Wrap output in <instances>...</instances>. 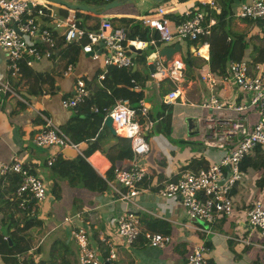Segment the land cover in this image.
Returning <instances> with one entry per match:
<instances>
[{
    "label": "crops",
    "instance_id": "0c3cea01",
    "mask_svg": "<svg viewBox=\"0 0 264 264\" xmlns=\"http://www.w3.org/2000/svg\"><path fill=\"white\" fill-rule=\"evenodd\" d=\"M33 1L38 4L45 3L43 0ZM239 1L250 0H238L237 2ZM135 2L133 1L131 9H128L129 5H122L112 9L104 16L110 18L138 16L139 12L154 8L153 5L148 9H145L146 6L137 7ZM235 2L236 0H233V3ZM195 3H198V0H186L185 2L167 0L159 5L164 7L167 15L180 16L184 9L196 8ZM60 7L64 8L48 3L47 10L54 16L53 18L58 20L73 15V11L68 10L65 17L61 16L58 9ZM91 15L93 16L87 18L82 24L85 28L92 26L91 29H95L98 20L103 16ZM169 20L171 27L174 21ZM38 21L41 25L52 28L51 18H39ZM111 23L113 27L121 26L117 19L112 20ZM229 28L232 32L244 34L247 42L246 60H250L256 55L257 49L264 46V33L261 32V28L257 24H251L231 16ZM61 31V28L52 29L55 45L58 42L57 39L62 37ZM181 40L183 41L174 37L170 42H159L157 45L159 49L178 44L179 51L175 56L182 60L183 57L189 55L196 64L190 68L184 65L183 99H176L172 104L163 102L165 93L171 89L170 83L167 80L150 81L148 62H146L147 55L144 59L145 69H139L138 72L140 76L146 74L148 78L136 83L140 89L138 92L133 89L130 80L124 88L118 90L104 88L101 79L97 77L102 70L100 59L90 58L89 54L82 53L80 48H78L74 60L68 61V57L61 54L60 47H55L49 58L35 60L29 67L25 66L26 71H17L14 74L7 70L5 55L0 50V160L8 161L11 157L17 156L22 164L30 172L39 176L47 186V195L43 200L42 208L39 206L37 209L33 205V200H28L31 206L25 205L23 209L17 205L18 200L12 194L15 185L10 182L7 176H0V233L3 234L8 246L11 245V241L20 240L19 244L27 248L19 253L22 264H27V259H31L32 264H63L65 261H68L69 264H78L76 250H74L76 246L70 236L69 226L63 224L66 227L63 229L61 220L66 215L80 211L85 218L87 213L90 215L89 244L95 249L104 264H185L184 257L191 246L201 242H204L206 247L209 246L207 234L211 230L204 227L200 221L188 218L176 199H162L157 192L165 181L175 180L181 171L195 170L214 161L221 151L213 143L205 151L204 145L201 143L202 140H198L197 134L202 129L203 138L206 136L211 138L208 133V125L219 131L223 126L222 119L235 115L227 111H215L210 114L200 106L207 96V89L198 78V68L207 66L208 54L205 59L195 56L191 53L193 49L190 41ZM72 45L79 47L76 43H72ZM203 49L201 48L202 52H204ZM67 64H71L72 72L63 75ZM77 78L84 81L88 97L77 106L76 110L64 109L60 106V100L72 95L74 82ZM216 90V93L224 101L238 103L243 100L232 83L218 85ZM118 98L126 99L130 107H137L139 98H142L146 105L145 115H140L138 111L135 114V118L142 124L141 132L148 144V151L143 159L146 171L138 184V194L134 195L131 203L119 200L105 182L104 188L97 191L83 187L91 179L82 181L80 187L69 185L66 180H56L51 176L49 166L46 164L49 152L32 143L33 133L42 126L44 119L49 120L78 146V152L68 148L59 149L58 152L62 158L70 160L78 158L91 173L104 180H111L112 158L119 151V147L130 144L128 139H123L126 137L110 134L103 125V118L99 114H103V111ZM112 101L113 103H111ZM156 105L172 108L177 117V127L173 132V136L178 138L175 144L160 131L159 121L162 119L160 116H163L164 113L167 114L168 111L161 110V108L155 107ZM91 108L97 111L93 112ZM198 111L207 112L206 118L208 119L210 116L209 119H202ZM246 115L248 122H255L256 113L254 110H249ZM211 117L213 120L210 119ZM187 119L196 122V128L194 130L192 128L190 133ZM91 142H95L97 147L85 157L82 153ZM69 150L75 153V156H69ZM129 162L130 160L125 161L122 165L126 166ZM260 173L257 174L260 175ZM257 174L247 173V180L250 178L253 180H245L241 185L237 183L230 191L233 200L232 213L225 218L236 221V233L238 234L234 238L236 241L247 240L245 237L247 233L242 232L241 219L247 203L241 204L233 214L234 199L240 192L244 193L248 187L252 188L254 195L258 187L256 182L259 183L260 177H257ZM94 181H97L95 177ZM124 211L135 213L139 225L137 238L126 246L118 240L116 228L112 223V219ZM26 218L30 220V223L26 222ZM34 219L35 223L32 222ZM153 219L161 221L160 228L166 227L169 231V240L162 248L151 247L145 241V234L155 232L150 231L149 228L158 227L152 222ZM222 223L221 220L220 224ZM213 233L220 236L217 232ZM68 236L72 239L74 245L72 248L65 245ZM109 251L112 252L113 258L106 262L105 259ZM208 259L214 264L211 257ZM15 262H18L16 256Z\"/></svg>",
    "mask_w": 264,
    "mask_h": 264
},
{
    "label": "built area",
    "instance_id": "2783aa9c",
    "mask_svg": "<svg viewBox=\"0 0 264 264\" xmlns=\"http://www.w3.org/2000/svg\"><path fill=\"white\" fill-rule=\"evenodd\" d=\"M198 4L214 13L220 11L217 0H198ZM47 5L46 2L38 4L33 0H0V50L5 55L6 68L11 74L18 71L20 61L29 67L35 60L49 58L55 48L52 29L61 28L64 43H76L82 53L90 54L92 59H100L102 70L97 77L101 80L109 66L128 69L133 65L130 46L141 51L151 46L152 50L147 54L146 62L152 65L153 72L148 77L152 82L167 80L170 83L171 89L165 93L163 102L172 104L176 99H183L184 63L178 56H172L164 63L163 58L158 55L156 43H167L177 37L190 41L193 49L191 53L195 56L205 59L208 54L205 37L214 19L209 17L205 20L204 10L200 11L197 7L184 9L180 13L183 20L172 23L171 27V22L166 17L167 11L161 5L136 16L140 24L147 27L150 36L152 33H156L157 36L139 41L125 39L121 26L113 27L108 17H101L95 29H87L80 26L73 15L60 20L53 18L54 16L47 12ZM231 10V16L234 18L260 23L261 32L264 33V0L235 2L231 4ZM39 18H51L52 28L41 25ZM201 48H204V52ZM70 72L72 66L67 64L63 75ZM198 74V78L207 89V96L200 106L210 114L215 111H227L235 115L222 119L223 126L219 131L211 125L207 126L209 137L221 151L214 161L195 170L181 171L175 180L165 181L157 192L162 199H176L188 218L212 224L216 219L232 213L233 200L230 191L237 183L248 177L247 172L240 169V161L255 149L264 151V60H228L226 72L222 74H215L204 65L198 68ZM130 83L134 90L140 92L139 86L133 80H130ZM227 83H232L238 92L244 95L242 102L236 104L226 102L216 93L218 85L223 86ZM87 95L88 90L84 81L77 78L72 95L61 98L60 106L76 110ZM249 110L256 113V120L253 123L247 120L246 113ZM91 111L97 110L91 108ZM137 111L140 115L146 113V105L142 98L137 100V107H130L126 99L118 98L103 111L105 116H110L111 127L115 133L129 140L132 159L126 166L113 167L111 180L103 179L112 193L126 203H131L134 195L137 196L138 184L146 171L143 159L147 154L148 144L141 132L142 124L135 118ZM210 119L213 120L212 117ZM32 143L49 152L46 161L48 166L58 155L60 156L58 150L61 148L78 152L77 144L46 119L33 133ZM9 174L15 175L18 180L12 194L18 200L19 207L24 209L28 200L35 203L46 198L45 182L30 172L17 156L11 157L8 161L0 160V176L6 177ZM243 215L246 216L247 225L242 221V228H248L247 235L250 236L256 231L258 236L264 237V173L256 195L247 202ZM89 222L90 215L87 213L85 218L81 211L66 215L61 220L62 224L69 226L70 236L76 246L78 264H104L89 244ZM112 223L121 244L126 246L135 241L139 234L138 218L135 213L124 211L113 218ZM168 240V236L157 232L145 234V241L151 247L162 248ZM241 242L251 244L248 238ZM205 248L204 242L191 246L184 257L185 264H212L203 253ZM16 257L18 258L16 264H22L19 254ZM111 258L113 254L109 251L105 261Z\"/></svg>",
    "mask_w": 264,
    "mask_h": 264
},
{
    "label": "trees",
    "instance_id": "16d2710c",
    "mask_svg": "<svg viewBox=\"0 0 264 264\" xmlns=\"http://www.w3.org/2000/svg\"><path fill=\"white\" fill-rule=\"evenodd\" d=\"M109 1L111 0H106V1L91 0L83 3L102 4ZM165 1L167 0H163L162 2ZM176 1L185 2L186 0H176ZM232 3L233 0H217V4L219 5L220 8L219 13H214L211 10H208L207 7L199 5L198 3L194 4V6L199 9L203 8L205 20H207L209 17H212L214 19V23L210 26L209 33L205 37V40L208 43V56L206 63L211 72L218 74H222L226 72L228 60H243L246 58L247 42L245 40L244 34L232 32L229 28V21L231 19V13H232L231 10ZM58 9H59V14L65 17L68 12V9L62 7ZM145 13L146 10L142 11V13H139L138 15H142ZM73 16L75 20L79 23V25L83 26L82 23L85 22L87 18L93 15L89 13H82L80 11H73ZM167 17L172 21H174L175 23H178L179 21L183 20V17L181 15L180 16L167 15ZM108 19L111 22L112 20L115 19H117L120 22L121 28L124 31L125 39H136L139 41H146L150 37L152 38L157 37L156 33H152L150 36L147 27H143L136 16H131V17L122 16V17H113V18L108 17ZM245 21L251 24H257L261 28V24L258 23L257 21H251V20H245ZM87 28L91 29L92 26H87ZM57 41L58 42H56L55 47H60L61 54L63 56H67L68 61H73L74 57L78 52L79 47L72 44H64L62 37L57 39ZM158 44L159 43L157 42L156 46ZM146 54L147 53L143 52L141 54L133 55L132 61L133 64L136 66V69L134 71H131V67L128 69L115 68L112 66L107 67L106 72L104 74V78L101 80V84L104 86V88L110 90L112 89L118 90L120 88H124V86L128 84L129 80H133V82L136 84L139 83L140 81H143L144 79H147L148 77L146 74L140 76L138 72L139 69H143V68L145 69L146 65L144 59ZM189 57H190L189 55H186L185 57L182 58V61L185 67L187 68L196 65L193 58L191 57L189 58ZM250 60L263 61L264 46L262 48H258L256 55L251 57ZM26 70L27 69L24 63L20 61L18 63V71H26ZM111 103H113V101ZM166 116L167 114L160 116L162 118L159 121L160 124L161 122L164 121V118ZM117 137L121 139L123 138L120 136ZM123 139H127V138H123ZM129 146L124 145L119 147V151L112 158L113 161L112 167L120 168L123 166L122 163L131 160L133 156ZM96 147L97 145L95 144V142L89 143L84 153H82L83 156L85 157L88 156L93 150L96 149ZM239 167L240 169L246 171L247 173L261 172L259 175L260 177L258 176L259 183L256 182V185L260 186L262 181V174L264 173V151L260 149H255L240 161ZM49 169L51 171L50 173L53 178L59 181L66 180L67 183L72 186L74 185L80 187L81 186L80 183L87 179H91V180L89 183L84 184L83 187L86 189L101 191L105 186L104 180L101 177H98L97 175L91 173L89 169L86 168L85 164H82V161H80V159L78 158H73V160H70L68 158H62L61 156H57L54 159V161L49 165ZM94 177L97 180L96 182L94 181ZM7 178H9L10 182L16 186L18 180L15 175L9 174L7 175ZM76 183H78L79 185H75ZM26 205L30 207L31 203L28 202ZM26 222L30 223V220L26 218ZM32 222L35 223L36 220L34 219ZM152 222L157 224L158 227L157 228L150 227L149 228L150 231H155L157 233L168 236L169 234L168 229L166 227L164 229L160 228L161 221L153 219ZM19 241L20 240L11 241V245L8 246L7 241L3 238V234L0 233V255L4 257V261H6L8 264H16L15 256L27 249L24 246H22V244H19ZM27 261H28L27 264H32L31 259L29 260L27 259ZM63 264H69V262L65 261Z\"/></svg>",
    "mask_w": 264,
    "mask_h": 264
},
{
    "label": "rangeland",
    "instance_id": "374dc122",
    "mask_svg": "<svg viewBox=\"0 0 264 264\" xmlns=\"http://www.w3.org/2000/svg\"><path fill=\"white\" fill-rule=\"evenodd\" d=\"M86 1L87 0H80V2H82V3L86 2ZM237 1L238 0H236V2ZM135 4L137 7L138 6H146L145 9H148L150 7V5L143 2L142 0H136ZM128 5H129L128 9H131L132 4H128ZM150 8H152V7H150ZM139 13H142V11ZM179 40L183 41L181 39H179ZM143 52L149 54L151 52V47L150 46L147 47L146 49L143 50ZM238 94L240 95V97L241 96L244 97V95L242 93L239 92ZM240 102H242V100ZM230 103L236 104V102H230ZM155 107H159V108H161V110H166V112L168 111L167 116L164 118V121L161 122V124H160V126H161L160 131H162V133L165 136H167V139L169 141H171V142H173V144H175V141H177V139H178V138L173 136L174 129L177 127L176 115L174 114V112L172 111V108H170V107H165V106H161V105H156ZM198 113L201 115L202 119L208 120L210 117V116H208V119L206 118L207 112H205V111H198ZM225 114H229V113L225 112ZM229 115L231 116V114H229ZM93 116H95V115L93 114ZM203 135H204V133H203L202 129H200L199 133L197 134V138H198V140H202L201 143H203L204 149H205V151H207L208 148H210L209 146H211L213 142H212L211 138H208L207 136L203 138ZM194 137H195V135L193 136V139H194ZM149 145H150V143H149ZM180 146H182V145H180ZM258 174H257V176H259ZM252 180H253V178H250L249 181H252ZM243 182H239L238 184L241 185V183H243ZM254 195H256V192L254 193ZM254 195H253L252 188H250V187H248L244 191V193L241 194V192H240L238 195H236V198L234 199L233 214L236 212V210L238 209V207L241 204L245 205L248 201H250L254 197ZM42 202H35V203H33V205L37 209L39 208V206H40V208H42L43 204H44V202L43 203ZM225 217L226 216H222V217L216 219L213 222L215 224H213V223L209 224V223H205L203 221H200V223L203 224L204 227L211 230L207 234L209 246H207L203 252L205 257L206 258L211 257V261H213L214 264H264V237L258 236L257 232L253 231V234L250 236L245 234V237H247L251 241V244L246 245L243 242L236 241L234 239L235 237L238 236V234L236 233L237 232L236 221H234V219L232 220L231 218H225ZM222 218H224V219H222ZM220 219L223 221L222 224H220V222H221ZM241 219H242L243 223L247 225L246 216L243 215L241 217ZM218 220H220V221H218ZM230 221H232V222L229 223ZM61 226L63 227V229L66 228L63 224H61ZM246 231H248V228L244 227L242 229V232L246 233ZM213 232H217L220 236H216ZM223 235H225V236H223ZM65 245L66 246L69 245L70 248L74 247L72 239L70 238V236H68V239L65 241ZM74 250H76L75 247H74ZM0 264H8L6 261H4V257L2 255H0Z\"/></svg>",
    "mask_w": 264,
    "mask_h": 264
},
{
    "label": "water",
    "instance_id": "95a60500",
    "mask_svg": "<svg viewBox=\"0 0 264 264\" xmlns=\"http://www.w3.org/2000/svg\"><path fill=\"white\" fill-rule=\"evenodd\" d=\"M43 1H45L46 3H50V4H56L59 6H63L64 8L68 10L80 11L84 13H90V14H95V15L106 17L104 15L108 14L109 11H111L112 9L120 7L122 5L132 4L134 0H111L109 2L102 3V4H85V3L71 1V0H43ZM142 1L147 3L150 6L152 5L155 6V5H159V3H161L163 0H142ZM28 7H30L29 3H28ZM200 11H203V9L201 8ZM196 45L198 46V44ZM129 50L131 51L132 55L141 53L140 49L133 48L132 46L129 47ZM178 51H179V46L178 44H175L174 46H171V47L166 46V47L159 48L158 55L162 57L163 62L166 63L167 61H169V59L172 56H175V54L178 53ZM134 69H135V66L133 65L131 71H134ZM147 69H148L149 74L153 72L152 65L150 63L147 64ZM156 99L158 100L157 96H156ZM99 116L103 118V125L105 126V128H107L110 134L115 135L116 133L111 127L110 116L108 115L104 116L103 114H99ZM186 122H187L188 130L190 133V130L192 128L193 130L196 128V122L195 120L193 121L191 119H187ZM64 150H68V149H64ZM68 152H69V156H75V153H73L71 150H69Z\"/></svg>",
    "mask_w": 264,
    "mask_h": 264
}]
</instances>
